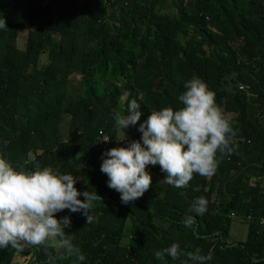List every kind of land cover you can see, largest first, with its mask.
I'll return each instance as SVG.
<instances>
[{"label":"trees","instance_id":"obj_1","mask_svg":"<svg viewBox=\"0 0 264 264\" xmlns=\"http://www.w3.org/2000/svg\"><path fill=\"white\" fill-rule=\"evenodd\" d=\"M0 18L8 24L0 30V155L16 168L71 172L78 189L98 192L92 223L81 212L55 214L71 216L66 232L82 264H193L190 253L209 251L204 264H264V0H0ZM193 77L231 117L235 151L218 152L213 176L194 173L181 188L149 165L152 186L124 204L101 171L102 153L142 133L121 140L116 114L137 99L143 115L127 129L139 128L152 110L182 107ZM198 197L209 201L202 216L190 211ZM235 219L249 233L229 243ZM174 242L177 259L155 256ZM17 253L27 264L74 259L46 242L0 248V264Z\"/></svg>","mask_w":264,"mask_h":264},{"label":"clouds","instance_id":"obj_2","mask_svg":"<svg viewBox=\"0 0 264 264\" xmlns=\"http://www.w3.org/2000/svg\"><path fill=\"white\" fill-rule=\"evenodd\" d=\"M7 26L6 18H0V30ZM185 88L179 96L182 107L151 111L139 125L140 140L102 153L101 171L108 176V186L121 193L124 204L142 197L152 186L149 165L159 164L167 174L160 182L181 188L188 185L194 173L213 176L219 164L218 152L235 151L233 121L217 104L215 92L199 77L188 80ZM142 115L141 104L132 99L127 114H116L117 129L126 134L125 129L136 125ZM126 139L127 135L121 140ZM78 179L71 172L50 166L34 170L16 168L0 155V248L23 249L51 241L57 256L72 257V264H82L86 257L66 232L72 225L71 216L55 215L67 209L71 213L81 212L87 217V224L93 222L94 202L101 197L94 189H78ZM208 203L206 197H198L190 211L202 216L208 210ZM183 223L191 227L195 216H186ZM166 254L177 259L181 255L180 244L174 242L155 252L158 259ZM189 256L193 264H204L212 259V252ZM50 259L54 261L56 256L50 255ZM253 264H259L255 257Z\"/></svg>","mask_w":264,"mask_h":264},{"label":"rangeland","instance_id":"obj_3","mask_svg":"<svg viewBox=\"0 0 264 264\" xmlns=\"http://www.w3.org/2000/svg\"><path fill=\"white\" fill-rule=\"evenodd\" d=\"M24 39L23 38H20L19 39V44L20 45H23L24 44ZM125 132H126V134L121 130V133H120V137L122 138V139H124L125 138V135H127V139L126 140H128V141H132L133 140V138L135 137V135L139 132V128H136V129H125ZM237 226H240V227H238L239 229H240V231L242 232V233H244V235H240L238 232H236V236L234 237V238H232V240H234V241H240L242 238H243V236H245V231H246V224H243V223H240L239 221H236L235 220V222H234V224H233V227L234 228H236Z\"/></svg>","mask_w":264,"mask_h":264},{"label":"crops","instance_id":"obj_4","mask_svg":"<svg viewBox=\"0 0 264 264\" xmlns=\"http://www.w3.org/2000/svg\"><path fill=\"white\" fill-rule=\"evenodd\" d=\"M235 220H233V224H234ZM236 221H238V220H236ZM239 222L240 223H243V224H246V226H247L246 227V231H245V236H243V238L240 240V241H245L247 239V236H248V233H249V231H248V229H249L248 223H246V222H244L242 220L241 221L239 220ZM261 223H262V220H261ZM233 224H232V228H231L230 234H229V243L230 242L231 243L234 242V240H232V238H234L236 236V232H238L240 235H244V233H242L240 231V229L238 228L240 226H237L236 228H234L233 227ZM47 243H50L51 244V241H48ZM15 258H16V260H15V262L13 264H27V261L24 259L25 258V255H22L20 253H17L15 255Z\"/></svg>","mask_w":264,"mask_h":264},{"label":"built area","instance_id":"obj_5","mask_svg":"<svg viewBox=\"0 0 264 264\" xmlns=\"http://www.w3.org/2000/svg\"><path fill=\"white\" fill-rule=\"evenodd\" d=\"M102 139H103V140H105V139H109V137L105 135V136H103ZM109 142H110V139L107 140V141H105V145L109 144ZM263 159H264V150H263ZM258 178H259V177H258ZM255 180H257V178H256ZM262 224H264V218L262 219Z\"/></svg>","mask_w":264,"mask_h":264}]
</instances>
